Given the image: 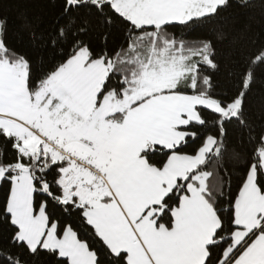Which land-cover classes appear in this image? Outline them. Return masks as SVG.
Instances as JSON below:
<instances>
[{"label": "snow or ice", "instance_id": "obj_1", "mask_svg": "<svg viewBox=\"0 0 264 264\" xmlns=\"http://www.w3.org/2000/svg\"><path fill=\"white\" fill-rule=\"evenodd\" d=\"M10 2L0 264H264V0Z\"/></svg>", "mask_w": 264, "mask_h": 264}, {"label": "trees", "instance_id": "obj_2", "mask_svg": "<svg viewBox=\"0 0 264 264\" xmlns=\"http://www.w3.org/2000/svg\"><path fill=\"white\" fill-rule=\"evenodd\" d=\"M5 10L17 25L21 23V14L25 12L33 17H40L45 23L50 21L53 15L50 0H12L5 4ZM225 23L230 39H234L237 43H241L248 36L264 34V12L259 8L240 15L226 16ZM23 41H27L26 34L23 36ZM254 91L257 93L264 91V83L258 80Z\"/></svg>", "mask_w": 264, "mask_h": 264}]
</instances>
